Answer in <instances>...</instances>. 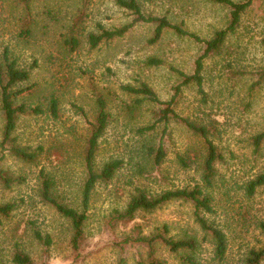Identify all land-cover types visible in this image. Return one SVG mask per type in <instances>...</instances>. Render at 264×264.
<instances>
[{
    "label": "rangeland",
    "instance_id": "374dc122",
    "mask_svg": "<svg viewBox=\"0 0 264 264\" xmlns=\"http://www.w3.org/2000/svg\"><path fill=\"white\" fill-rule=\"evenodd\" d=\"M140 2L145 13L166 15L201 38H209L226 19V9L207 0ZM28 7L34 22L30 25L31 32L24 34L25 26L20 18L26 15L25 0H0V53L8 47L10 58L30 72L28 80L16 85L18 89L25 86L29 89L14 101L39 107L37 113L19 118L12 134L13 143L32 148L42 144L45 150L55 148L50 151L49 159L44 158V153L37 164L12 156L8 150L10 142L6 146L1 144L4 119L0 109V170L15 179L21 178L10 187L0 182V205L6 202L17 205L8 216L0 214V264H12L10 255L16 241L31 255L34 264H136L138 259L145 258L144 249H127L123 260L122 253L107 243L106 216L114 207H123L136 187L158 193L194 183L203 185L200 161L194 159L193 152L200 144L184 126L175 123L169 125L166 133L161 123L139 132L140 127L153 122L152 110L156 107L143 102L130 114L123 101L132 104L135 97L142 96L128 95L121 85L136 87L143 82L159 98H169L172 86L178 81L175 69L191 72L202 43L171 30L151 43L153 27L137 24L124 36L91 48L90 33H98L99 25L111 28L130 22L129 12L112 0L85 3L29 0ZM71 35L79 39L75 47L68 42ZM226 45L228 49H223L221 55L204 61L206 102L191 85L183 89L178 111L193 119L209 121L217 129L214 140L223 159L216 164L213 187L207 189L214 196L216 209L210 216L224 227L229 239L222 264H243L248 249L258 246L257 239H261L256 221L264 220V186L250 197L243 187L245 181L264 171V149L255 155L249 142L250 135L264 125V79L250 108L246 109L248 87L264 69V0H253L242 15L238 31L228 37ZM149 57L159 59L160 64H147ZM99 94L108 99L110 116L100 138L97 163L120 159L122 165L110 181L96 186L87 211L81 254H77L71 247L68 221L39 201V170L44 165L55 175L60 189L72 201H78L82 168L75 158L68 159L56 146L64 143L71 155L79 148L87 121L94 116ZM53 98L58 99V117L49 109ZM160 141L165 156L156 165L147 147L156 148ZM180 156L187 160L186 166L180 162ZM162 223L170 226V234L176 238L202 235L193 221L190 205L180 201L167 203L149 214L139 213L133 221L118 226L117 234L129 233L137 224L147 230ZM32 228L51 235L47 251L33 237ZM160 252L167 264H185L164 250ZM194 256L198 264H217L209 243H201Z\"/></svg>",
    "mask_w": 264,
    "mask_h": 264
},
{
    "label": "trees",
    "instance_id": "16d2710c",
    "mask_svg": "<svg viewBox=\"0 0 264 264\" xmlns=\"http://www.w3.org/2000/svg\"><path fill=\"white\" fill-rule=\"evenodd\" d=\"M87 0H83L85 3ZM117 6L125 9L132 16L130 22L119 26L105 28L99 25L98 33H90L88 42L91 48L96 47L99 43H110L116 38H120L127 33L133 26L137 24H150L153 27L152 36L149 42L155 43L158 41L164 32L171 30L176 35L181 37H189L195 41L202 43L201 53L193 61L191 72H184L180 69H175L178 76V81L172 86L173 93L167 99H161L157 93L146 83L140 82L138 86L121 85V89L128 95H141L135 97L132 104L123 101V105L127 112L133 113L143 102L154 105L156 108L152 110L153 122L149 125L140 127L138 130L144 133L151 130L157 123L163 125V132L166 133L171 123L184 126L194 136L200 144V148L194 150V159H199L201 176L200 180L203 183H194V185H185L181 187H173L160 190L158 193H149L146 189L136 187L135 191L130 194L128 200L123 207H114L106 216L105 222L108 230L107 243L110 247L118 249L124 254L129 248L142 247L145 251V258L141 257L136 261V264H167L166 258L161 254V250L166 251L179 258L185 264H198L194 254L201 243H209L213 254V260L217 264H222L227 255L229 247V239L226 235L224 227L217 223L210 215L216 213L214 196L207 190L213 187V181L216 176V164L221 162L223 155L218 145L214 140V127L209 121H201L193 119L188 115H183L178 111L180 99L183 89L194 85L196 91L201 95L203 102H206V92L203 89V69L204 61L209 57L219 56L223 53V49H228L226 41L228 37L236 34L240 25L242 15L252 4L253 0H207L211 3L221 5L226 9V19L224 25L215 29L209 38H201L194 32L185 29L182 23L173 22L166 15H156L151 12L143 11L140 0H112ZM29 0H25L26 15L20 18L23 21L24 34L31 32L30 25L34 19L29 13ZM51 14L52 11L48 10ZM75 24L78 21L74 22ZM74 26V25H72ZM68 42L72 47L79 43L76 36L71 35ZM149 65H158L160 60L154 57H149L147 60ZM29 69L20 68L16 59H11L8 52V47H4L0 53V101L1 111L3 114V137L1 144H9L8 150L10 154L22 162L29 164H37L41 160V155L45 153V157H51L50 151L55 148L51 147L45 150L42 144L32 148L30 145H17L13 143V132L17 127V122L22 115L29 113H37L39 107H28L24 103H15L16 96L29 89L28 86L16 88L18 83L24 82L29 78ZM264 79V69L258 72V77L251 82L247 96L249 100L246 102V109L250 108L252 99L258 92V87ZM50 112L54 117H58L59 103L58 99L53 98L50 101ZM108 99L103 94L96 97V110L93 118L87 121L84 133L81 135V142L78 149L74 150L71 155L65 149L64 143H60L57 149L61 153L67 155L68 159L75 158L77 163L82 168V180L78 189L77 199L70 197L60 189L59 184L55 179V175L46 170L44 165L39 170V186L37 195L39 201L54 209L61 217L66 219L70 225L71 238L70 243L72 249L81 254V247L84 242V225L88 219V208L94 194L95 188L100 183H107L114 176L116 171L121 167L120 159H109L97 163V155L99 149L100 138L102 137L108 121ZM249 142L253 147L255 155L260 154L264 149V125L252 133L249 137ZM65 149V151H64ZM147 152L154 155V163L160 165L164 159L165 151L162 141L159 142L156 148L147 147ZM188 154L189 151H187ZM180 162L186 166L187 160L182 156L179 157ZM21 178H14L7 172L0 170V182L4 187H10L15 181H20ZM264 186V171L254 175V177L245 181L243 187L247 196H253L259 187ZM180 201L187 203L191 207V215L193 221L201 231L202 235L199 238L197 235H184L178 238L170 234V226L167 223H162L157 227L147 230L137 224L129 233L117 234V227L124 226L133 221L139 214H149L161 208L163 205ZM16 203L6 202L0 205V214L8 216L10 212L16 208ZM256 228L261 236L257 239L258 246H252L248 249L246 257L243 259V264H261L264 260V220L256 221ZM32 235L40 243L43 244L44 250L47 251L52 239L49 233L42 234L39 229L32 228ZM20 239L22 237L20 236ZM12 264H34L31 255L21 248L20 242L13 243L11 251Z\"/></svg>",
    "mask_w": 264,
    "mask_h": 264
}]
</instances>
